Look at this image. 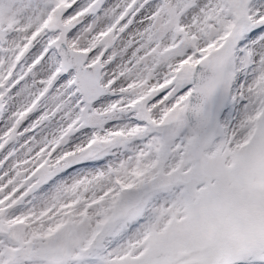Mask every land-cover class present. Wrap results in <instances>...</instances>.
Instances as JSON below:
<instances>
[{"label":"snow or ice","instance_id":"1","mask_svg":"<svg viewBox=\"0 0 264 264\" xmlns=\"http://www.w3.org/2000/svg\"><path fill=\"white\" fill-rule=\"evenodd\" d=\"M0 264H264V0H0Z\"/></svg>","mask_w":264,"mask_h":264}]
</instances>
